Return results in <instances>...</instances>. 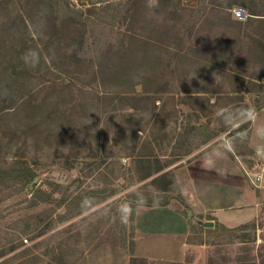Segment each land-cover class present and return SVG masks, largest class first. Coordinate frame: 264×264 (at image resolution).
I'll list each match as a JSON object with an SVG mask.
<instances>
[{
	"label": "rangeland",
	"instance_id": "374dc122",
	"mask_svg": "<svg viewBox=\"0 0 264 264\" xmlns=\"http://www.w3.org/2000/svg\"><path fill=\"white\" fill-rule=\"evenodd\" d=\"M31 1L0 0L9 8L0 11V264H131L137 212L168 201L190 223L186 260L147 264H264V208L250 223L209 218L207 228L189 217L176 175L154 184L137 165L153 155L154 170L168 169L221 143L250 155L248 120L264 107V31L254 25L241 44L213 14L226 0H44L58 27H27L18 13L36 15ZM162 2L180 15L155 12ZM249 2L264 10V0ZM142 13L159 19L153 33L145 26V52L132 39L144 32ZM68 46L71 70L34 62L59 60Z\"/></svg>",
	"mask_w": 264,
	"mask_h": 264
},
{
	"label": "crops",
	"instance_id": "0c3cea01",
	"mask_svg": "<svg viewBox=\"0 0 264 264\" xmlns=\"http://www.w3.org/2000/svg\"><path fill=\"white\" fill-rule=\"evenodd\" d=\"M248 122L250 155L238 153L231 143H221L201 157H183L185 161L182 158L168 169L154 170L158 175L152 180L163 172L176 175L183 205L192 211L189 217L205 222L214 219L230 228L259 218L264 208V107L255 111ZM164 204L137 212L135 257L182 263L189 249L190 223L175 203Z\"/></svg>",
	"mask_w": 264,
	"mask_h": 264
},
{
	"label": "trees",
	"instance_id": "16d2710c",
	"mask_svg": "<svg viewBox=\"0 0 264 264\" xmlns=\"http://www.w3.org/2000/svg\"><path fill=\"white\" fill-rule=\"evenodd\" d=\"M45 1L44 0H32L30 3H29V7L34 4V6H38L40 7V10L36 13V15H29V12L30 9L28 8L24 13H18L20 16H19V19L21 20L22 23H25V25L27 27H29L27 25V21H30L31 24L33 26H35V24H37L38 22L42 25H44V23L47 25L46 21L49 22V27L50 26H53V28L55 27H58L56 25H54V23H56V21L53 19H50L49 17H47V13H49V10L47 8V10H45ZM235 7H243L245 9H248V11H250V16L249 18L247 19V22H239L238 20L236 19H233V15H232V10L233 8ZM165 8V3L162 2L161 4H159V6H157L155 8V12H159L161 14V12H167L168 15L170 16H173V15H176L178 16L179 13L177 12H174L170 9H167V10H164ZM0 11H9V8L8 6L3 3V2H0ZM154 11V10H152ZM214 13L216 15V19L218 20V22L220 23H226L228 26H230L232 29L234 30H237L236 32H238V36L236 35V38L237 40L241 43V44H246V39H254L256 35H253L252 32L250 30H252L251 27H253L254 25L257 24V31H260V32H263L264 31V10H257L255 8H253V6L251 5V3L249 2V0H226V5H219L218 8H216L215 10H213ZM13 15H14V11H13ZM156 15V14H155ZM154 14H144L142 13V22H143V30L144 32L143 33H135L133 32V36H132V39H137V42L140 46V48L145 52L146 49L150 48L151 45L153 44L151 41H149V38H148V33H153L152 30L153 28L155 27V25L157 24V21L159 20L157 18V16H155ZM180 15V14H179ZM176 19V18H175ZM169 18L163 20V25L159 24V26H163V27H160L162 30L167 28V29H170L172 27L170 26H167L168 23H169ZM16 22L14 24H19V20L17 19V17L15 18H12L11 22ZM162 22V21H161ZM147 25H151L149 26V29L152 28L149 32L148 28L145 27ZM175 27V26H173ZM162 33V32H161ZM61 35V34H60ZM42 39V38H41ZM40 39V44L42 46H44L43 41ZM57 40L59 41V37L57 38ZM256 40V39H255ZM75 43V42H74ZM57 43H53V44H48V46L45 48V51L48 50L50 51ZM35 49H38V43L37 41H35L34 45ZM74 46V44H73ZM72 47V46H71ZM171 43H163L162 44V48L167 50V52H169L171 54ZM243 48H245V46H242ZM70 48L69 46L66 47V48H58V50H61V51H64V55L65 56H62L61 59H55V58H50V64H48V61L45 57H41L40 60L35 59L34 62H38L39 64V69H47V73L49 72H53L55 69H57L58 71H64V69L62 68V66H64L62 64V61H64L67 66L66 68L68 70H71V68H69V65L72 66L74 63H72V59L70 60L69 57L66 56V52H67V49ZM250 49V48H249ZM248 48L244 49L243 52L244 53H248ZM75 54L77 55V53L75 52ZM51 55V54H50ZM51 57V56H50ZM240 60L243 62V63H247V61L249 62V59L247 57H240ZM65 67V66H64ZM261 77H264V76H261ZM243 78V79H242ZM237 79H240V81L245 82V78L244 77H239ZM103 85V83H102ZM104 86V85H103ZM158 93H166L165 90H160L158 92H156V94ZM196 98L200 99L202 98L203 96H201L199 93L197 96H195ZM24 103V102H23ZM2 116V115H1ZM37 127L35 128H32V130H36ZM152 157L153 155H142L140 156V162H137L139 164H137L139 167L140 166H144L146 168V174L144 175L143 179H149L151 178L152 176H154L155 172L154 171V168L152 167L153 165V162H152ZM147 165V166H145ZM138 167V168H139ZM154 171V173H153ZM163 176H159L155 179H153V183L154 184H157V182L162 179ZM163 205V204H162ZM165 205V204H164ZM131 264H147V260L145 259H138V258H133L132 261H131Z\"/></svg>",
	"mask_w": 264,
	"mask_h": 264
},
{
	"label": "built area",
	"instance_id": "2783aa9c",
	"mask_svg": "<svg viewBox=\"0 0 264 264\" xmlns=\"http://www.w3.org/2000/svg\"><path fill=\"white\" fill-rule=\"evenodd\" d=\"M233 14H234V18L238 21H243L245 19L248 18V14L246 13V11L244 9H236V10H233ZM254 185L257 186V183H255L254 179L252 178V181H251ZM256 182H260V178H256Z\"/></svg>",
	"mask_w": 264,
	"mask_h": 264
},
{
	"label": "water",
	"instance_id": "95a60500",
	"mask_svg": "<svg viewBox=\"0 0 264 264\" xmlns=\"http://www.w3.org/2000/svg\"><path fill=\"white\" fill-rule=\"evenodd\" d=\"M199 224L202 225V226H205L207 228H211V227L214 226V223L213 222H203V221H199Z\"/></svg>",
	"mask_w": 264,
	"mask_h": 264
}]
</instances>
